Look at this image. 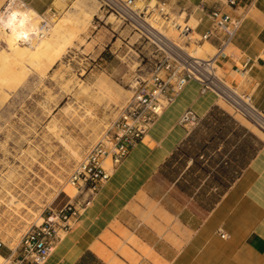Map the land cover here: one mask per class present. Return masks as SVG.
I'll return each mask as SVG.
<instances>
[{
    "label": "crops",
    "instance_id": "1",
    "mask_svg": "<svg viewBox=\"0 0 264 264\" xmlns=\"http://www.w3.org/2000/svg\"><path fill=\"white\" fill-rule=\"evenodd\" d=\"M21 1L42 15L75 0ZM180 2L196 36L211 28V10L241 17L255 3L217 65L264 112V0ZM228 106L190 81L45 264H264V138ZM188 109L200 117L195 128L179 123Z\"/></svg>",
    "mask_w": 264,
    "mask_h": 264
},
{
    "label": "rangeland",
    "instance_id": "2",
    "mask_svg": "<svg viewBox=\"0 0 264 264\" xmlns=\"http://www.w3.org/2000/svg\"><path fill=\"white\" fill-rule=\"evenodd\" d=\"M149 1L153 5L157 0H139L137 5L143 7ZM180 3L168 0L167 18L156 17V26L172 40L187 18L176 9ZM254 4H248L243 19ZM21 11L35 15L33 24L41 26L33 10ZM52 13L55 17L43 40H51L53 49L68 38L64 51L52 66L50 58H41V63L29 67L27 77L0 93V239L11 249L31 226L75 199L77 190L69 183L70 174L132 97L135 79L152 51L130 26L102 11L98 0H75L65 11ZM205 26L206 22L200 31ZM9 33L0 28V53L7 50ZM197 39L195 35L186 46L188 52L201 47L205 50L202 58L216 54L217 46L210 50L208 41ZM19 46L28 45L20 42ZM216 71L224 78L218 65ZM227 108L234 112L230 105ZM70 188L76 191L71 199L63 193Z\"/></svg>",
    "mask_w": 264,
    "mask_h": 264
},
{
    "label": "built area",
    "instance_id": "3",
    "mask_svg": "<svg viewBox=\"0 0 264 264\" xmlns=\"http://www.w3.org/2000/svg\"><path fill=\"white\" fill-rule=\"evenodd\" d=\"M138 1L98 0L102 11L130 26L139 39L152 47L147 65L135 79L132 97L70 174L69 183L77 190L75 199L52 210L41 224L31 226L11 254L2 257L0 264H45L64 236L79 222L102 185L110 179L112 170L143 141L156 120L190 81L198 82L202 92L209 91L221 98L264 135V112L253 104L251 95L232 90L226 86L224 78L219 79L216 75L217 60L241 29L243 18L233 17L221 9L211 10L212 26L199 36L197 42L216 39L217 52L209 58H198L184 50L195 36L196 24L191 18L185 20V26H180V33L172 40L156 26L157 16H168V0H157L153 5L149 1L143 7L137 5ZM227 3L230 7H237L239 0H228ZM26 7L21 0H8L0 11V28L10 30L3 27L5 15L11 11L21 12ZM39 16L38 38L49 30L55 14L50 12ZM246 68L244 65L243 70ZM179 123L195 128L200 117L188 109ZM108 161L110 166L106 165ZM4 247L6 244L0 239V250Z\"/></svg>",
    "mask_w": 264,
    "mask_h": 264
},
{
    "label": "bare ground",
    "instance_id": "4",
    "mask_svg": "<svg viewBox=\"0 0 264 264\" xmlns=\"http://www.w3.org/2000/svg\"><path fill=\"white\" fill-rule=\"evenodd\" d=\"M34 16L27 11H11L3 18V27L9 28L10 30L7 31H10V33L5 38L7 50L0 53V93L7 88H11L9 86H13V83L17 84L18 81L20 82V80H23L25 76L27 77L29 67H31L32 64H39L41 58H50L52 60L50 65L52 66L54 60L62 54L66 45L69 43V39L66 38L59 46L52 49L51 40H43L45 35L38 38L39 27L33 24ZM178 27L177 30L180 31V26ZM21 41H24L28 46L20 47L19 44ZM206 46L210 50H214L211 44L206 43ZM184 50L188 52L186 48H184ZM224 50L221 55L225 54ZM190 53L198 58H202L205 50L200 47ZM216 75L218 76L217 71ZM219 79L221 78L219 77ZM226 86L229 87L227 84ZM63 193H65L69 199L76 196L74 188H70L67 191L63 190ZM0 259H2L1 256Z\"/></svg>",
    "mask_w": 264,
    "mask_h": 264
},
{
    "label": "trees",
    "instance_id": "5",
    "mask_svg": "<svg viewBox=\"0 0 264 264\" xmlns=\"http://www.w3.org/2000/svg\"><path fill=\"white\" fill-rule=\"evenodd\" d=\"M221 113V112H220ZM223 114V113H222ZM212 115H213V113H212ZM225 117H228L227 115H224Z\"/></svg>",
    "mask_w": 264,
    "mask_h": 264
}]
</instances>
